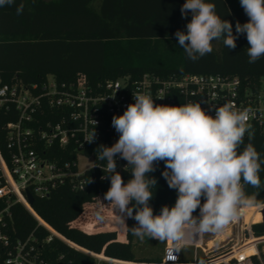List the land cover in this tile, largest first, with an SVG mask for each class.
Here are the masks:
<instances>
[{"label":"trees","instance_id":"trees-1","mask_svg":"<svg viewBox=\"0 0 264 264\" xmlns=\"http://www.w3.org/2000/svg\"><path fill=\"white\" fill-rule=\"evenodd\" d=\"M186 0H15L11 6H0V80L3 85L32 86L41 84L48 76L58 82L85 79L96 87L109 81L144 74L169 75H222L238 76L243 82L264 85V57L249 63L248 41L241 34L236 48L229 50L223 40H216L210 54L192 61L179 46L177 30L186 31L191 13L182 18L181 7ZM215 4L216 13L233 25L246 23L249 17L240 0H206ZM24 3L22 14L16 7ZM16 115L0 114V148L5 152L6 130ZM248 138L239 147L242 152ZM251 143L264 161V134L255 133ZM65 158L64 155H61ZM149 175L157 180L149 202L153 214L163 206L175 204L177 191L168 187L162 176L165 164H155ZM132 167L122 174L125 183L132 178ZM261 186L243 185L248 197L264 205V163L258 173ZM110 179L90 187L85 193H72L61 187L48 199H36L33 207L39 217L67 240L88 251L121 261L157 263L160 257L138 260L133 252L134 237L131 228L137 222L120 213L106 200L104 194ZM103 202H101L100 200ZM204 198H201V204ZM132 205L130 204L129 207ZM97 212L104 219L97 217ZM15 237L26 238L36 230L43 238L48 233L22 206L13 208ZM199 216V208L193 213ZM256 237L264 236V220L253 227ZM63 256L66 263L92 264L86 255L55 240L46 247L45 257L54 261ZM187 263L193 260H184ZM202 261V259L198 260Z\"/></svg>","mask_w":264,"mask_h":264},{"label":"built area","instance_id":"built-area-1","mask_svg":"<svg viewBox=\"0 0 264 264\" xmlns=\"http://www.w3.org/2000/svg\"><path fill=\"white\" fill-rule=\"evenodd\" d=\"M137 93L150 94L157 105L200 103L212 116L228 102L241 110L250 108L249 123L255 133L264 134V85L245 83L238 76L144 74L96 87L83 78L67 83L48 76L32 86H1L0 80V114L16 115L5 126V152L0 148V264H71L63 256L54 261L45 257L46 247L55 240L91 258L92 264H148L117 260L75 245L43 221L28 198L30 194L34 202L45 200L61 187L82 194L105 181L102 177L109 173L102 169L107 162L97 159L98 146L110 147L118 140L112 118L122 115ZM93 120L98 122L96 129ZM94 130L96 139L88 142ZM126 165L117 156L121 175L130 170ZM18 205L35 218L46 237L37 236L36 230L26 238L15 237L13 208ZM247 208L241 205L237 218L219 231L189 230L179 251L175 242L167 241L160 261L150 264H264V236L254 235L253 227L259 223L248 219ZM258 209L262 215L263 208ZM227 241L235 243L228 248ZM189 259L193 261H184Z\"/></svg>","mask_w":264,"mask_h":264},{"label":"clouds","instance_id":"clouds-1","mask_svg":"<svg viewBox=\"0 0 264 264\" xmlns=\"http://www.w3.org/2000/svg\"><path fill=\"white\" fill-rule=\"evenodd\" d=\"M14 3L0 0V6ZM240 5L249 20L243 24L237 21L234 34L232 23L216 13L215 4L186 0L181 16L187 18L191 13V20L186 31L177 30L175 36L189 59L196 61L210 54L216 40H223L225 47L234 50L241 34L248 41V62L264 57V0H240ZM24 8L20 3L17 15ZM133 99L122 115L112 118L118 140L110 147L99 145L96 157L107 162L102 170L109 175L102 179H110V187L104 200L120 213L123 222L124 215L137 222L131 228L135 236L175 242L179 251L187 243L189 230L200 234L219 231L237 218L241 205L255 203L254 196L245 195L241 183L259 188L258 173L264 163L251 143L255 131L249 123L250 108L241 110L228 102L217 107L212 116L200 103L157 105L150 94L141 93L133 94ZM93 121L96 129L98 122ZM246 133L249 143L239 152ZM95 139L94 130L88 142ZM117 156L132 167L127 183L116 170ZM160 161L165 164L162 176L168 187L177 191V199L173 206L165 205L154 215L149 202L158 182L149 174ZM91 182L90 178L87 184ZM198 208L199 216H193ZM97 217L104 219L100 212Z\"/></svg>","mask_w":264,"mask_h":264},{"label":"rangeland","instance_id":"rangeland-1","mask_svg":"<svg viewBox=\"0 0 264 264\" xmlns=\"http://www.w3.org/2000/svg\"><path fill=\"white\" fill-rule=\"evenodd\" d=\"M50 1V0H47ZM218 42L214 41L213 42V47L214 48H218ZM262 207L264 209V205L263 206H259L256 207L257 209ZM251 208V207H248ZM259 210V209H258ZM260 219V223L263 221V215H261ZM236 236L233 235L232 239H235ZM205 242H207V239L205 240ZM226 242V241H225ZM235 241H233L232 243L228 242L226 243V247L230 248L232 247V245H234ZM167 244V240L165 241H160V240H156L153 238H149V237H144L143 239H140L139 237L135 236L134 237V246H133V252L135 255V258L138 260H144V259H150V258H155V257H160L162 256L163 253V249ZM222 244H215L217 247L223 245ZM192 253V252H191ZM216 253V251H215ZM190 261L192 259H189Z\"/></svg>","mask_w":264,"mask_h":264},{"label":"bare ground","instance_id":"bare-ground-1","mask_svg":"<svg viewBox=\"0 0 264 264\" xmlns=\"http://www.w3.org/2000/svg\"><path fill=\"white\" fill-rule=\"evenodd\" d=\"M248 219H253L256 223H260L261 214L256 207L247 208Z\"/></svg>","mask_w":264,"mask_h":264},{"label":"water","instance_id":"water-1","mask_svg":"<svg viewBox=\"0 0 264 264\" xmlns=\"http://www.w3.org/2000/svg\"><path fill=\"white\" fill-rule=\"evenodd\" d=\"M28 198H29L30 204L33 205L34 204L33 197L30 194H28ZM262 215H263V220H264V209L262 210Z\"/></svg>","mask_w":264,"mask_h":264}]
</instances>
